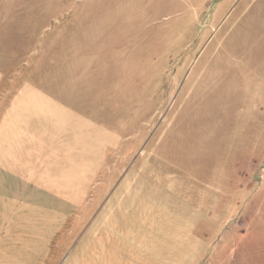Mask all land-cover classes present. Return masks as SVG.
Segmentation results:
<instances>
[{
	"label": "rangeland",
	"instance_id": "rangeland-1",
	"mask_svg": "<svg viewBox=\"0 0 264 264\" xmlns=\"http://www.w3.org/2000/svg\"><path fill=\"white\" fill-rule=\"evenodd\" d=\"M1 155L41 264H264V0H0Z\"/></svg>",
	"mask_w": 264,
	"mask_h": 264
},
{
	"label": "crops",
	"instance_id": "crops-1",
	"mask_svg": "<svg viewBox=\"0 0 264 264\" xmlns=\"http://www.w3.org/2000/svg\"><path fill=\"white\" fill-rule=\"evenodd\" d=\"M47 170L23 159L10 161L0 156V264H41V241L48 258L47 247L55 231L47 233L40 229V205H54V200L51 202L47 196L56 194L46 187V182L40 187V181L48 179ZM17 180L29 185L28 188L18 187ZM51 212L52 217L47 215L49 223L45 226L49 227L51 222L54 228V206Z\"/></svg>",
	"mask_w": 264,
	"mask_h": 264
}]
</instances>
